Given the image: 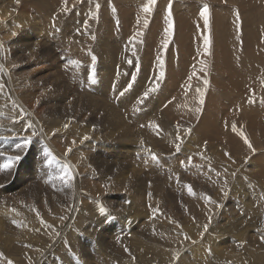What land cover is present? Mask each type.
Here are the masks:
<instances>
[{"label": "rangeland", "instance_id": "1", "mask_svg": "<svg viewBox=\"0 0 264 264\" xmlns=\"http://www.w3.org/2000/svg\"><path fill=\"white\" fill-rule=\"evenodd\" d=\"M30 1L24 0V4L22 0H18V2L17 0H0V12L3 13L5 9L11 8L14 13V15L11 13L12 17H18V20H22L21 24L23 23L17 30L18 32L13 31L12 27L6 31L0 24V45L2 44L0 47V88H4L2 93L8 97L7 106L0 107V165L6 163L9 156L19 157V160L14 161L10 169L0 170V186L3 185L0 188V193L2 192L0 200L10 197L12 200L17 199L22 207H31L40 214L43 206H46L47 209L50 206L48 210L53 213L51 211L53 204L49 202L48 198H52L55 203L58 197H62L60 202L67 204V208L70 207L68 208L69 214L64 216L65 220L55 219L54 221L56 224L58 223V226H65V234L67 231V234L69 231L71 233L72 227L75 230L73 232L78 234L75 241L72 242L69 239V234L65 236L63 233L58 244L66 249L63 256L67 258V264H105L113 251L116 255L118 253L121 255L119 257L122 262L119 264H130V262L133 264H159V257L164 258L165 255V258L168 256L171 258L173 255L174 259V256L178 258L179 254L181 256L179 255L177 260L171 259L172 264H181V261L187 264H264V239L261 238L264 237V22L259 17L261 21H257V25L253 22L251 27L245 24L246 12L252 6H256L258 9L262 5L261 10L264 11V0H250V7L248 5L241 6L240 0H226L223 3H213L212 0H171V4L177 6L174 14L180 22L176 24L177 27L172 29V34L169 37L165 29L169 24L167 9L170 0L160 1V4L167 7V9L161 10L164 16L156 23L149 22L147 29L136 25V17L141 14L144 7L140 3L121 5L119 9L123 17L116 13L118 9L115 11L112 0H77L78 2L75 0L76 4L73 0H67V3L73 2V6L70 9L67 8V11L63 10L65 8L64 0ZM143 1L147 4V0ZM20 2L21 5L23 4L22 6H19ZM96 3H101V7L104 6V11L102 10L104 13L98 10L99 16H97L101 17L105 14V16L103 15L105 17L103 26L97 32L95 24L99 22L98 19L92 21L90 25L85 24V20L90 17L91 10L94 9L92 7ZM156 5L159 3L157 2ZM204 5H208V8L213 7L212 10H214L219 23L217 34L222 45L217 44L213 59V48L208 54L207 68L205 67L206 71L204 72L206 74L203 75L204 80H201V77L197 76V69L201 57L205 53V35L200 34L196 28H203L200 23ZM101 7L100 9H102ZM15 10L18 16L15 15ZM2 19L6 20L7 18ZM8 21L10 25L15 22L18 24L14 19ZM139 28L143 31L141 32ZM138 31L143 36H138L134 42L131 41L130 38ZM211 32L212 28L210 34ZM221 32L228 39L227 48L223 43ZM12 33H18L21 36ZM33 33L36 35L34 36ZM85 35L86 37H84ZM260 36L261 38H259ZM95 38L96 41L98 40L97 42L94 40ZM165 39L169 43L167 48L161 51V45ZM183 39H186L190 45L183 47V44L180 43V40ZM245 40L252 41V43L247 42V45ZM119 41H121L120 44ZM130 44L134 46L131 50L129 49ZM8 48L14 50L9 51ZM26 48L28 50H25ZM133 48H135L136 55L132 54ZM128 49L129 51H127ZM193 50L196 53L192 54ZM226 50L228 54L229 51H232V65L238 68L237 64H241L248 69V72L240 73L239 76L234 77V84H226L225 89L224 85L222 90L212 86L209 89V83L205 85L204 81L211 74L216 73L212 69L213 66L223 64ZM173 52L177 61L181 58H184V61L179 67H176L169 58L170 70L165 71V69L168 70L166 62L164 61V65L160 67L157 57L162 56L165 60V57H169ZM103 53L114 55L116 62L113 61V56L107 57ZM244 53L252 55L251 60L247 63H244L242 58ZM129 60L133 62L129 63ZM188 60L189 69L184 73ZM8 61L9 63H7ZM71 61L77 63H71ZM161 71L165 75L156 81L155 78ZM111 73H114V77H111ZM95 79L99 80L96 82L97 84L93 81ZM157 82L159 87L149 94L143 104H140L139 100L142 98L143 92L149 87H153ZM130 83L132 87L128 88ZM188 87H195L203 93L208 92V94L224 92L221 97L211 95L207 99H220L217 105V108L219 106L220 109L217 126L215 124L205 130L198 123L196 124V118L193 116L166 112L167 107L180 98L179 94ZM126 89L127 91H125ZM29 93L31 94L29 95ZM121 93L124 94L121 95ZM175 93H178L177 97H175ZM188 96L190 93L184 99H189ZM239 96L243 97L249 105H242L239 102H242L238 98ZM13 99L15 102L12 101ZM235 99L236 101L240 99L237 101L239 103L230 110L229 101L233 102ZM251 99H254L255 102L250 103ZM37 101L38 103H36ZM39 101L42 103L40 104ZM26 102L28 104H25ZM27 105L29 108L26 107ZM189 109L193 108L187 110ZM109 110L111 112H108ZM52 112L57 115L67 114L64 116V122L57 124L54 120L52 121ZM35 114L40 117L44 116L43 124L36 122ZM143 114L144 116L141 118ZM164 115L177 122H164ZM220 115L221 123L219 122ZM15 117L19 121H22L23 118L26 121H22L21 126L18 125L19 127H11L12 130L2 125L10 123V120ZM101 121H103V125L99 123ZM229 123L236 125L235 131H238L241 142L244 137H247L255 151L251 150L247 155L241 153L240 150L228 149L227 146H230L231 142L228 145L223 144V141L220 142V139H224L223 136L235 138L238 136V134L234 135L233 128H230L232 126ZM44 124L51 130L61 127L66 131L67 137L73 134L69 130L75 125L80 134L79 140L77 139L76 142H83L85 136L89 137L87 144L91 148L86 144L87 147L89 146L88 151L96 149V152H91L92 156L87 155L91 154L90 152H85L88 162L83 154H78L80 165L83 163V167L80 166V172H73L68 161L44 141ZM65 124H68L67 128L64 127ZM156 125L159 127L157 128ZM261 128L262 130H260ZM225 129H229L228 132ZM212 130L214 131L212 132ZM25 134L32 138L28 140L27 144L24 143L25 140L21 139ZM125 134L128 136L126 137ZM110 136L112 137L110 138ZM177 136L180 139H177ZM73 138L75 137L73 136ZM123 139L126 144L129 143L127 147L122 142ZM18 144L21 147L17 148ZM61 144L66 150L74 146L62 142ZM176 144H180L179 151L176 150ZM247 149L250 150L248 146ZM152 153L156 154V160L152 159ZM189 157L191 163H189ZM84 161H86V165H90H87L88 168ZM181 161L184 163L181 164ZM65 164L70 165V170L72 174L74 173V179L70 182L72 184H65L58 178ZM105 171L106 173H104ZM90 173L96 175L90 177ZM86 175L90 177V180ZM85 178L91 183L88 182L86 185ZM115 180L116 183H114ZM99 182L103 183L99 185ZM105 185H110V187H105ZM189 185L192 188L191 193L188 191ZM100 186L102 187L100 188ZM90 187H94L93 192L91 191L92 195L95 194V189H101L102 192L97 195L98 201L102 203L100 205L105 206L107 211L102 213V217L105 219L101 223L103 226L94 225L96 229L92 228L91 232L95 234L89 235L90 240H88L85 228H80L85 232L81 233L78 225L87 227L89 216L80 217L77 205L80 191ZM17 193L18 197H14L17 196ZM102 193H108L107 198L106 194L103 196ZM123 195L133 203H142L138 204V210L130 211L120 207L119 198H122ZM208 197H211V200ZM102 200H106V203ZM206 204H211V206L209 205L208 208ZM98 205L97 207L100 208L101 206ZM97 207L95 208L97 209ZM95 208L93 212L100 211L99 208L97 210ZM202 208H205L204 212L206 211L207 216L203 213ZM110 210L112 213L109 212ZM11 211L3 213V219L13 231H16V227H31L29 215L20 213L16 206ZM52 218L53 216L50 217V219ZM55 223L52 222V226L57 227ZM71 223L74 224L71 225ZM205 224L207 231L203 228ZM107 228H110L109 241L102 243L100 233L106 231ZM58 235L60 236L59 231L55 237H59ZM180 239L192 241H190L191 243H185V241L183 245L178 242ZM171 243H174L175 246L170 245ZM135 245L138 247L140 245L141 248L144 246V250L151 247L150 250H154L156 255L158 253L156 259L152 260L151 257L149 259L147 256L150 254H143L144 257H140L134 248ZM111 247L117 248L111 251ZM124 254H128V257H123ZM90 256L91 258H89ZM127 258L129 262L126 260Z\"/></svg>", "mask_w": 264, "mask_h": 264}, {"label": "bare ground", "instance_id": "2", "mask_svg": "<svg viewBox=\"0 0 264 264\" xmlns=\"http://www.w3.org/2000/svg\"><path fill=\"white\" fill-rule=\"evenodd\" d=\"M23 2L22 3H24V0H22ZM26 1V0H25ZM34 1H36V0H34ZM77 1V0H76ZM103 1H109V0H103ZM112 1H114L113 3L115 4V2H116V4L114 5L113 4V6H114V8H115V11H116V9H118L117 11H116V13H118V15H120V16H123L122 15V13H121V11H120V9H119V7L122 5V6H124V5H129V4H132V3H140V5H145V3H144V1L143 0H112ZM160 1L161 0H157V2L159 3V5H155V6H153V10H152V12H150V13H145L143 10H142V12H141V14L139 15V16H137L136 17V25H137V27H145V25H144V20L145 19H147L148 20V22H151L152 24L153 23H156L158 20H161L162 18H163V16H164V14L161 12V10L163 9V8H166L167 9V7L166 6H164V5H162V4H160ZM205 1V0H204ZM212 1H214L213 3H223L224 1H226V0H212ZM236 1H238V0H236ZM30 2H32V0L30 1ZM73 2L75 3V0H73ZM73 2L71 1L70 3H67V8L68 9H70L71 8V6H73ZM78 2V1H77ZM102 2V1H101ZM147 2H148V0H147ZM208 2V1H207ZM250 0H240V5L241 6H243V5H248L249 7H250ZM163 3H165V2H163ZM25 4V3H24ZM76 4V3H75ZM101 4V3H100ZM23 5V4H22ZM21 5V2H20V4H19V6H22ZM95 5V4H94ZM93 5V6H94ZM209 5V4H208ZM211 5V4H210ZM25 6V5H24ZM116 6V7H115ZM245 6V7H246ZM262 6V5H261ZM259 7L258 9H256L257 7L256 6H252L249 10H248V12H246V16H247V18H246V21H245V24L246 25H248L249 27H251V26H253V23H255L256 24V22L257 21H261L260 19H262V21L264 22V11L262 12V7ZM100 7H101V5H100ZM211 7V6H210ZM209 7V16H208V23H207V25H205V21H204V17L202 16V18H201V23H200V25H201V27L203 26V28L201 29L200 27H197L196 28V30L201 34H203V35H205V36H207V37H209V40H210V44H209V51H208V53H204V55L201 57V60H200V63H199V65H198V69H197V76H200L201 78V80H204V77H203V75H205L206 73H204L205 71H206V68H207V61H208V54H210L211 53V51H212V48H213V53H212V59H213V57H214V55H215V52H216V49H217V44L220 46V45H222V42H221V40H220V37L218 36V28H217V25L219 24L218 23V19H216V14H215V12H214V10H212V8L213 7H211L210 8ZM18 8H22V7H18ZM92 8H94L93 10H91L92 12H91V15H89L90 17L88 18V20H85V21H87V25H90L91 23H92V21H95V20H99V22H97V24H95V27H97L96 29L94 28V30H96V32L103 26V21H104V18L105 17H103V15L105 16V14H103L104 12V6L102 5V9H99L100 11H102L103 13V15L101 16V17H98L99 15H98V11H97V9L95 8V6L94 7H92ZM175 9H177V6H174V5H172V24H173V28L174 27H177L176 26V24H179V19L176 17V15L174 14V10ZM244 9V8H243ZM18 10V9H17ZM16 11V10H15ZM244 11V10H243ZM93 12H98L97 13V15L95 16V17H93V15H92V13ZM11 13L14 15V13L12 12V10H11V8H9V9H5V11L3 12V13H1L0 12V24L1 25H3L4 27H3V29L5 30L6 29V31H8L7 29H10L11 27L14 29H12L13 31H17L18 29H20V26L23 24H21V21L22 20H18V17H12V15H11ZM63 13H64V11H63ZM16 16H18L17 15V11H16V14H15ZM22 15V14H21ZM31 15V14H30ZM26 16V15H25ZM252 16H254V17H252ZM4 17H6L7 19L5 20V19H2V18H4ZM21 17H23V16H21ZM28 17V16H27ZM32 17V16H31ZM124 17V16H123ZM259 17H260V19H259ZM24 18H26V17H24ZM23 18V19H24ZM33 18V17H32ZM159 18V19H158ZM9 19H14L15 21H17L18 22V24L15 22V23H13V25H15V26H13V25H10L9 24ZM28 19V18H27ZM35 19H36V17H35ZM33 20V19H32ZM253 22V23H252ZM32 23V22H31ZM28 24V23H27ZM36 24V23H35ZM39 24H40V22H39ZM149 24V23H148ZM0 25V26H1ZM25 25V24H24ZM85 25V24H84ZM257 25V24H256ZM39 26V25H38ZM93 26H94V24H93ZM148 26V25H147ZM36 28H38V27H36ZM92 28V27H91ZM211 28H212V32H211V34H210V30H211ZM22 29V28H21ZM83 29H84V26H83ZM140 30H141V28H139ZM146 29H147V27H146ZM146 29L144 30L145 32H146ZM210 29V30H209ZM4 30H1V31H4ZM23 30V29H22ZM92 30H93V28H92ZM23 31H25V30H23ZM81 31V30H80ZM143 30H141V32H142ZM202 31V32H201ZM205 31V32H204ZM18 32V31H17ZM20 32V31H19ZM22 32V31H21ZM35 32V31H34ZM140 32V31H139ZM2 33H5V32H2ZM9 34H10V32H8ZM8 33H6V34H8ZM28 33V32H27ZM32 33V32H31ZM80 33V32H79ZM78 33V34H79ZM95 33V32H94ZM144 33V32H143ZM13 34V33H12ZM20 34H22V33H20ZM34 34V36L36 35L35 33H33ZM145 34V33H144ZM16 35H18V36H21V35H19L18 33L16 34ZM24 35V34H23ZM37 35H38V33H37ZM88 35H90V34H88ZM92 35H94L93 33H92ZM92 35H90V36H92ZM135 35V34H134ZM133 35V36H134ZM220 35L222 36V38H223V43H224V45L226 46V48L228 47V39H227V37H226V35L223 33V32H221L220 33ZM18 36H17V38H18ZM30 36H31V34H30ZM76 36V35H75ZM78 36H80V35H78ZM141 36H143V35H141ZM252 36H253V38H254V33L252 34ZM263 36V35H262ZM7 37V36H6ZM16 37V36H15ZM84 37H86V35L84 36ZM95 37L97 38V36L95 35ZM166 37H167V35H166ZM168 37H169V35H168ZM167 37V38H168ZM92 38V37H91ZM96 38L94 39L95 41H96ZM141 38V37H140ZM212 38V39H211ZM259 38H261V36L259 37ZM36 39H39L38 37H36ZM138 39V38H137ZM136 39V40H137ZM248 39V38H247ZM3 40V39H2ZM7 40V39H6ZM12 40V39H11ZM34 40V39H33ZM78 40V39H77ZM249 40V39H248ZM248 40H245V43L248 45V43L249 44H251L252 43V41L251 42H249ZM89 41V40H88ZM98 41V40H97ZM96 41V42H97ZM1 42V41H0ZM5 42H7V41H5ZM23 42V41H22ZM35 42V41H34ZM37 42H38V40H37ZM93 42V41H92ZM248 42V43H247ZM27 43V42H26ZM121 43V41H119V44ZM136 43V42H135ZM180 43H182L183 44V47H186V46H188V45H190L189 43H188V41L186 40V39H183V40H180ZM25 44V43H24ZM32 44V43H31ZM85 44V43H84ZM89 44V43H88ZM94 44H95V42H94ZM93 44V45H94ZM132 44H134V43H132ZM137 44V43H136ZM139 44H141V43H139ZM138 44V45H139ZM2 45V44H1ZM21 45V44H20ZM23 45V44H22ZM82 45V44H81ZM4 46V45H3ZM8 46V45H7ZM7 46H6V48H7ZM11 46H13V45H11ZM10 46V48H12ZM17 46V45H16ZM37 46V45H36ZM87 46V45H86ZM231 46V45H230ZM14 47V46H13ZM25 47V46H24ZM89 47V46H88ZM132 47H134L133 45L131 46V44H130V50H131V48ZM137 47V46H136ZM182 47V48H183ZM14 48H16V47H14ZM22 48H23V46H22ZM28 48V47H27ZM25 49V50H28V49ZM4 49V48H3ZM9 49V48H8ZM129 49L127 50V51H129ZM163 49H165L164 47H163V44L161 45V51H163ZM10 50H12V49H9V51ZM14 50V49H13ZM12 50V51H13ZM17 50V49H16ZM15 50V51H16ZM20 50V49H19ZM23 50V49H22ZM37 50H38V48H37ZM190 50H191V48H190ZM4 51V50H3ZM132 51H133V49H132ZM39 52V51H38ZM194 50H193V52L191 51V53L192 54H194ZM1 53V52H0ZM9 53V52H8ZM28 53V52H27ZM40 53V52H39ZM130 53H131V51H130ZM196 53V52H195ZM6 54V53H5ZM36 54V53H35ZM42 54V53H41ZM133 54V53H132ZM159 54L160 55H162V56H164L161 52H159ZM2 55V54H1ZM6 55H8V54H6ZM36 55H38V53L36 54ZM103 55L104 56H107V57H109V56H113V58H114V62H116V59H115V56L114 55H111V54H108V53H103ZM135 55H136V51H135ZM231 55H232V51H229V54L227 53V50H226V58H225V60H224V62H223V64L221 65V66H213L212 67V69L216 72L215 74H211V76L209 77V78H207V81L209 82V85H208V88L210 89V87L212 86V87H214V88H217V89H219V90H222L223 89V85H224V89H225V86H226V84H228L229 83V85H233L234 84V77H237V76H239L240 75V73H245V72H248V69L245 67V66H242L241 64H237V67L238 68H236V67H234L233 65H232V63H233V59L231 58ZM35 56V55H34ZM128 56V55H127ZM162 56H160V57H162ZM175 55H174V52L173 53H171L170 55H169V57H165V62H166V66L168 67V70H166L165 69V71H169L170 70V60H171V62H172V64L174 65V66H176V67H179L182 63H183V61H184V58H181V60H179V61H177L176 59H175V57H174ZM1 57H3V56H1ZM7 57V56H6ZM21 57H22V55H21ZM20 57V58H21ZM26 57V56H25ZM27 57H29V56H27ZM43 57V56H42ZM129 57V56H128ZM30 58V57H29ZM103 58V57H102ZM117 58V57H116ZM130 58H131V56H130ZM129 58V59H130ZM169 58H170V60H169ZM242 58H243V60H244V63H247L249 60H251V58H252V55L250 54V53H244V54H242ZM5 59V58H4ZM37 59V58H36ZM128 59V58H127ZM34 60V59H33ZM32 60V61H33ZM13 61V60H12ZM17 61H20V60H17ZM23 61V60H22ZM38 61V60H37ZM123 61V63H124V60H122ZM201 61H203L204 63H201ZM213 61V60H212ZM11 62V61H10ZM34 62V61H33ZM1 63V62H0ZM7 63H9V61L7 62ZM164 65V64H163ZM2 66V65H1ZM159 66L160 67H162L160 64H159ZM189 60H188V62H187V65H186V68H185V71H184V73H186L187 71H188V69H189ZM2 67H4V66H2ZM206 67V68H205ZM5 68V67H4ZM1 69V68H0ZM3 69V68H2ZM205 69V70H204ZM42 70V69H41ZM204 70V71H203ZM7 71V70H6ZM38 71V70H37ZM43 71V70H42ZM203 71V73H202V75H201V72ZM39 72V71H38ZM2 73H4V72H2ZM5 73H7V72H5ZM9 73V72H8ZM15 73V72H14ZM4 76V75H3ZM11 77V76H10ZM111 77H114V73H111ZM5 78H6V76H5ZM55 80V79H54ZM101 80V79H100ZM94 81V83H96V82H99V80H97V79H95V80H93ZM13 82V81H12ZM20 83V82H19ZM225 83V84H224ZM16 84V83H15ZM25 84V83H24ZM23 84V85H24ZM97 84V83H96ZM8 85V84H7ZM6 85V86H7ZM13 85V84H12ZM19 85H21V83L19 84ZM18 85V86H19ZM3 86V85H2ZM16 86V85H15ZM14 86V87H15ZM113 86V85H112ZM115 86V85H114ZM9 87H10V85H9ZM13 87V88H14ZM15 88H17V87H15ZM4 88H0V107H4V106H7V101H8V97L6 96V95H3V93H2V90H3ZM110 89V88H109ZM11 90H12V88H11ZM10 90V91H11ZM14 90V89H13ZM17 90L18 91H20L18 88H17ZM23 91H25V90H23ZM84 91H85V89H84ZM180 91V90H179ZM87 92V91H86ZM6 93H8V92H6ZM12 93V92H11ZM14 93H16V92H14ZM19 93V92H18ZM78 93V92H77ZM188 93H190V96H188L189 97V99H184L186 96H187V94ZM201 93H203L202 91H199V92H197V89L195 88V87H188L187 89H185L184 91H182L180 94H179V96L178 97H180V98H178L176 101H174L173 103H171L168 107H167V109H166V112H168V113H170V114H185V115H187L188 117H190V116H193V117H195L196 119V124L198 123V125L201 127V128H203V129H208L209 127H211V126H214L215 124H216V126H217V124H218V117H219V114H220V109H219V106H218V108H217V105H218V102L220 101V99H211V100H207L211 95H215V96H218V97H221V96H223L224 95V92H222L221 93V91H219V92H217V93H215V92H211L210 94H208V92H206V93H203V96H201ZM17 94V93H16ZM25 94V93H24ZM27 94V93H26ZM25 94V95H26ZM31 93H29V95H30ZM74 94V93H73ZM80 94V93H79ZM178 94V93H177ZM176 93H175V97H177L176 95H177ZM20 95V94H19ZM29 95H27V96H29ZM77 95V94H76ZM81 95V94H80ZM79 95V96H80ZM9 96V95H8ZM14 96V95H13ZM24 96V95H23ZM73 96V95H72ZM78 96V95H77ZM82 96H84V95H82ZM88 96V95H87ZM87 96H85V97H87ZM21 97V96H20ZM74 97H76V96H74ZM14 98V97H13ZM28 98V97H27ZM26 98V99H27ZM39 98V97H38ZM40 98H42V97H40ZM238 98H240L241 100H242V102L241 101H239V100H237V101H239L242 105H245V106H247V105H249V103L243 98V97H238ZM29 99V98H28ZM201 99L203 100V103H201L200 101H201ZM70 100V99H69ZM84 100V99H83ZM87 100H89V101H91L89 98H87ZM10 101V100H9ZM12 101H14L15 102V100L13 99ZM88 101V102H89ZM236 101V99L232 102L231 100L229 101V104H230V110H232L236 105H237V103H239V102H237ZM30 102V101H29ZM40 102V101H39ZM67 102V101H66ZM65 102V103H66ZM79 102H81L80 100H79ZM12 103V102H11ZM22 103V102H21ZM37 103V102H36ZM42 102H40V104H41ZM9 104V103H8ZM13 104V103H12ZM17 104V103H16ZM15 104V105H16ZM23 104V103H22ZM25 104H28L27 102L25 103ZM81 104V103H80ZM83 104V103H82ZM95 104H96V102H95ZM232 104V105H231ZM14 105V106H15ZM30 105V104H29ZM89 105H91V104H89ZM104 105V104H103ZM12 106V105H11ZM14 106H12V107H14ZM99 106V105H98ZM101 106V105H100ZM26 107H28V105L26 106ZM38 107H39V105H38ZM37 107V108H38ZM42 108H43V106H41ZM92 107V106H91ZM94 107V106H93ZM96 107V106H95ZM104 107H107V106H104ZM103 107V108H104ZM16 108V107H15ZM14 108V109H15ZM18 108V107H17ZM29 108V107H28ZM31 108H34V107H32L31 106ZM36 108V107H35ZM88 108V107H87ZM102 108V109H103ZM188 108H193L192 110L191 109H189V110H187ZM13 109V110H14ZM19 109V108H18ZM22 109V108H21ZM20 109V110H21ZM39 109H40V107H39ZM43 109H45V108H43ZM82 109H83V107H82ZM89 109V108H88ZM91 109V108H90ZM97 109H99V108H97ZM105 109V108H104ZM103 109V110H104ZM183 109V110H182ZM184 109H186V110H184ZM31 110V109H30ZM49 110V109H48ZM77 110H78V108H77ZM96 110V109H95ZM22 111V110H21ZM41 111V110H40ZM93 111V110H92ZM43 112H46V111H43ZM108 112H111L110 110L108 111ZM107 113V112H106ZM65 114V113H64ZM62 114V115H57V113H51V118H52V121L54 120L57 124L58 123H61L63 120H64V116H67V114ZM93 114H95L94 112H93ZM112 114V113H111ZM31 115H33V114H31ZM46 115V114H45ZM84 116H85V114H83ZM87 115V114H86ZM114 115V114H113ZM35 116V120H36V122L37 123H42L43 124V117H40V116H38V115H34ZM50 116V115H49ZM93 116V115H92ZM116 116V115H115ZM115 116L113 117L114 119H115ZM143 116H144V114L141 116V118H143ZM46 117V116H45ZM111 117V116H110ZM13 118V117H12ZM29 119H30V117H28ZM43 118V119H42ZM97 118V117H96ZM93 119H94V117H93ZM100 119H102V118H100ZM108 120H109V118H107ZM106 119V120H107ZM144 119H148V118H144ZM237 119V118H236ZM104 120V119H103ZM119 120V119H118ZM231 120V119H230ZM235 120V119H234ZM22 121H26L24 118L22 119ZM22 121L20 120L19 121V119H17L16 117L14 118V119H11L10 120V123H7V124H2V125H5L6 127H8L10 130H12L11 129V127H13L14 126V128L15 127H19V126H21V124H22ZM32 121V120H31ZM51 121V122H52ZM163 121L164 122H168V123H175V122H177L176 120H171L168 116H166V115H164L163 116ZM192 122H193V120H191ZM48 122V121H47ZM64 122V121H63ZM106 122V121H105ZM110 122V121H109ZM121 122V121H120ZM195 122V121H194ZM219 122L221 123V115H220V120H219ZM254 122V121H253ZM21 123V124H20ZM65 123H66V121H65ZM99 123H101V125H103L102 123H103V121H101V122H99ZM256 123V122H255ZM72 124H73V122H72ZM80 124V123H79ZM113 124V123H112ZM111 124V125H112ZM121 124V123H120ZM177 124V123H176ZM230 125H231V123H229ZM233 124V123H232ZM259 124H260V122H259ZM19 125V126H18ZM46 124H44V130H43V138H44V141L47 143V144H49L54 150H55V152H58L61 156H62V158H65L66 159V161H68V163L71 165V167L73 168V172H80V166H82V164L80 165V161H79V155L78 154H83V156H85L86 154H85V152L86 153H88V152H90V151H88L89 150V144H87V142H88V140L87 141H79V142H76V140L78 139L79 140V131L75 128V125H74V127L73 128H71L69 131H70V133H72L73 132V134L72 135H69L68 137H67V135H65V133H66V131H64L61 127L60 128H56V129H52L51 130V128L49 129V127L46 125ZM50 125V124H49ZM97 125V124H96ZM117 125V124H116ZM54 126V125H53ZM71 126H73V125H71ZM78 126V125H77ZM122 126V125H121ZM232 126V125H231ZM259 126V125H258ZM258 126H256V127H258ZM37 127V126H36ZM52 127V126H51ZM59 127V126H58ZM259 127H261V126H259ZM35 128V127H34ZM38 128H40V127H38ZM110 128V127H109ZM111 128H113V127H111ZM110 128V129H111ZM226 128H228V127H226ZM230 128H232V127H230ZM263 128V127H262ZM262 128L260 129V130H262ZM37 129V128H36ZM103 129H104V127H103ZM102 129V130H103ZM107 129V128H106ZM210 129V128H209ZM255 129V128H254ZM49 130H51V132H49ZM115 130V129H114ZM227 130V132H228V130L229 129H225V131ZM233 130V129H232ZM236 130V129H235ZM238 130V129H237ZM256 130V129H255ZM259 130V131H260ZM55 131V132H54ZM100 131V130H99ZM107 131H108V129H107ZM125 131V130H124ZM214 130H212V132H213ZM256 131H258V130H256ZM17 132V131H16ZM54 132V133H53ZM102 132V131H101ZM105 132V131H104ZM109 132V131H108ZM107 132V133H108ZM126 132H128V131H126ZM216 132V131H215ZM214 132V133H215ZM230 132V134H231V131H229ZM233 133H234V135L235 136H237V134H238V131H232ZM254 132V131H253ZM50 133H52V134H50ZM69 133V132H68ZM67 133V134H68ZM97 133V132H96ZM100 133V132H99ZM125 133V132H124ZM213 133V134H214ZM222 133H223V131H222ZM28 134V133H27ZM27 134H25V135H22V137H21V139L22 140H31L32 138H31V136L29 137ZM85 134V133H84ZM106 134V133H105ZM134 134V133H133ZM226 134V133H225ZM38 135H39V133H38ZM81 135H83L82 133H81ZM86 135V134H85ZM73 136L76 138H73ZM108 136H109V134H108ZM113 136H115V135H113ZM125 136H126V134H125ZM128 136V135H127ZM126 136V137H127ZM215 136V135H214ZM40 137V136H39ZM112 136H110V138H111ZM118 137V136H117ZM124 137V136H123ZM130 137V136H129ZM216 137V136H215ZM220 137V136H219ZM119 138V137H118ZM118 138H116V139H118ZM125 138V137H124ZM223 138L224 139H220V142L221 141H223V144H226V145H228V143L229 142H231V145L230 146H227V148L228 149H232V150H236V151H238V150H240V152L241 153H244V154H250V151H251V149L250 150H248L247 149V145L244 143V138L242 139V142H241V140H240V138H239V134H238V136L235 138V137H233V136H229V137H227V136H223ZM74 139H75V142L76 143H78L77 145H76V143L75 144H73V141H74ZM90 139H91V137H90ZM95 139V138H94ZM93 139V140H94ZM120 139V138H119ZM127 139H130V138H127ZM132 139H134V138H132ZM145 139V138H144ZM81 140V139H80ZM98 140H99V138H98ZM250 140H252V139H250ZM19 141V140H18ZM107 141H109L108 139H107ZM111 141V140H110ZM130 141H132V140H130ZM134 141V140H133ZM61 142L62 143H68V144H72V145H74L73 147H71L72 148V151L70 152V153H67L66 154V149L62 146V144H61ZM122 142H124L125 143V140L123 139L122 140ZM128 142V141H127ZM86 144L87 145H89L88 147L86 146ZM126 144V143H125ZM127 144H129V143H127ZM127 144H126V146L125 147H127ZM212 147V146H211ZM90 148H91V146H90ZM92 149H94L93 147H92ZM80 151V150H82L80 153L78 152V151ZM96 150V149H95ZM91 151L92 153L93 152H96V151ZM206 150H207V148H206ZM20 152V151H19ZM90 152V153H91ZM92 153L91 154H87V155H91L92 156ZM104 156V155H103ZM82 157V156H81ZM94 157V156H93ZM127 157V156H126ZM85 158H86V156H85ZM88 158V157H87ZM86 158V159H87ZM123 158H125V157H123ZM81 159V158H80ZM83 159V158H82ZM85 159V160H86ZM94 159V158H93ZM98 159V158H97ZM96 159V160H97ZM107 161V160H106ZM83 162V161H82ZM85 162V165H86V161H84ZM87 162H88V159H87ZM90 163H92V162H90ZM123 163V162H122ZM117 164V163H116ZM128 164H129V162H128ZM88 165V164H87ZM86 165V166H87ZM94 165V164H93ZM123 165V164H122ZM88 166H90V165H88ZM88 166H87V168H88ZM98 166H99V164H98ZM83 167V166H82ZM81 167V168H82ZM97 167V166H96ZM90 168V167H89ZM142 168V167H141ZM85 169V168H84ZM84 169H82V170H84ZM91 169V168H90ZM88 170V169H87ZM98 170V169H97ZM128 171V170H127ZM138 171V170H137ZM83 173V172H82ZM86 173V172H85ZM94 173V172H93ZM99 173V172H98ZM104 173H106V171L104 172ZM123 173V172H122ZM137 173V172H136ZM141 173H143V172H141ZM74 174V173H73ZM80 174V173H79ZM89 174V173H88ZM84 175V174H83ZM91 175V176H90ZM90 177H92V176H95V175H92V173H90ZM102 175V174H101ZM104 175V174H103ZM119 175V174H118ZM126 175V174H125ZM87 176V175H86ZM80 177V176H79ZM88 177V176H87ZM90 177H88V179L90 178ZM99 177V176H98ZM136 177V176H135ZM139 177V176H138ZM137 177V178H138ZM1 178V177H0ZM81 178V177H80ZM95 178V177H94ZM116 178V177H115ZM119 178H123V177H119ZM125 178H127V177H125ZM124 178V179H125ZM86 179V185H88V182L89 183H91V181H89L87 178H85ZM93 179V178H92ZM100 179H102V178H100ZM105 179H107V178H105ZM134 179V178H133ZM80 180H82V178L80 179ZM84 180V179H83ZM96 180V179H95ZM99 180V179H98ZM104 180V179H103ZM118 180H120V179H118ZM140 180H142V179H140ZM79 181V180H78ZM81 182V181H80ZM93 182V181H92ZM104 182H106V180H104ZM117 181L115 180V182L114 183H116ZM123 182V181H122ZM101 183H103V182H101ZM100 182L98 183L99 185L101 184ZM125 183V182H124ZM263 183V182H262ZM3 184V183H2ZM70 184H72V183H70ZM85 184V183H84ZM110 184V183H109ZM1 185V184H0ZM5 185H6V183H5ZM74 185V184H73ZM94 185H97V184H94ZM113 185V184H112ZM37 186V185H36ZM70 186V185H69ZM72 186V185H71ZM90 186V185H89ZM88 186V187H89ZM92 186H93V183H92ZM98 186V185H97ZM107 186H109L110 187V185H107ZM106 185H105V187H107ZM116 186V185H115ZM137 186V185H136ZM153 186V185H152ZM2 187H3V185H2ZM1 186H0V188H2ZM87 187V186H86ZM85 187V188H86ZM94 187H96V186H94ZM94 187H90V188H87V189H84V190H82V191H80V193H79V195H78V198H80L79 199V202H78V205H77V208H78V215L81 217V216H84V215H87V216H89L88 218H89V220H88V223H87V227H84V226H81V225H78V227H79V230H80V228H85L84 229V231L86 232V234H88L86 237H87V239L88 240H90V236L89 235H92V234H95V233H92L91 232V229L92 228H94V229H96L95 228V226L94 225H97V226H103V224H101V223H103L104 221H105V219L102 217V212H100V211H96V212H93V209L95 208V207H97V205L98 206H102V205H100V203H99V201H98V194L99 193H101L102 191H101V187L102 186H100V188L99 189H95V194L94 195H92V192H93V188ZM113 187V186H112ZM39 188H40V186H39ZM70 188V187H69ZM79 189V188H78ZM103 189V188H102ZM130 189V188H129ZM132 189V188H131ZM137 189V188H136ZM140 189H142V188H140ZM39 190V189H38ZM69 190H71V189H69ZM73 190V189H72ZM77 190V189H76ZM133 190H134V188H133ZM40 191H41V188H40ZM92 191V192H91ZM22 192V191H21ZM21 192H19V193H21ZM139 192V191H138ZM2 193V192H1ZM0 193V194H1ZM4 193V192H3ZM23 193V192H22ZM21 193V194H22ZM68 193V192H67ZM72 193V192H71ZM70 193V194H71ZM112 193H114V192H112ZM111 193V194H112ZM44 194V193H43ZM104 193H102V195H103ZM106 194V193H105ZM104 194V195H105ZM108 194V193H107ZM107 194H106V198H107ZM41 195V194H40ZM62 195V194H61ZM75 195V194H74ZM77 195V194H76ZM75 195V196H76ZM92 195V196H91ZM103 195V196H104ZM223 195V194H222ZM44 196V195H43ZM14 197H18V193H17V196H14ZM64 197V196H63ZM66 197V196H65ZM101 197V196H100ZM109 197V196H108ZM9 198V197H8ZM11 198V197H10ZM9 198V199H10ZM43 198V197H42ZM61 198L62 197H58V199L56 200V202L54 203V200L52 199V198H48V200H49V202H51L52 204H53V207H52V210L51 211H53V213L52 212H50L48 209H49V207H48V209L46 208V206H43V210L40 212V214H37V211H35V210H33L31 207H22V204H19V202L17 201V199H13L12 200V198L9 200V199H6V198H4V199H2V200H0V253H2L3 255H0V264H7V262L9 261V260H11L12 262H13V264H50V263H55V264H59V263H63V264H67V262H66V260H67V258L65 257V256H63L64 254H65V248L64 247H60V246H58V244L60 243V240L62 239V237H63V233L65 234V232H64V230H65V226H63V225H59L58 226V223L56 224L55 222L56 221H54L55 219H60L61 220V217H63L64 218V216L65 215H67V214H69V210H68V208H70V207H68L67 208V204H62L60 201H62L61 200ZM72 198V197H71ZM102 198H104V197H102ZM219 198V197H218ZM63 199V198H62ZM66 199V198H65ZM105 199V198H104ZM31 200V199H30ZM40 200H42V199H40ZM67 200V199H66ZM66 200H64V201H66ZM106 201V200H105ZM105 201H103L102 200V202H105ZM114 201H116V200H114ZM29 202V201H28ZM42 202V201H41ZM74 202V201H73ZM106 203V202H105ZM109 203V202H108ZM102 204V203H101ZM118 204H120V207H123V208H126L127 210L129 209L130 211L132 210V209H137V207H138V204H142V203H138L137 204V202L136 203H133L127 196H125V195H123L122 196V198H119V203ZM144 204V203H143ZM73 205V204H72ZM207 205V207L210 205L211 206V204H206ZM14 206H16L17 207V209L19 210V212L20 213H25V214H27V215H29V221H30V224H31V227L30 228H28L27 226H24V227H16V231H13V229L4 221V219H3V213H10V212H12L11 211V209H13V207ZM69 206V205H68ZM111 206V205H110ZM205 206V205H204ZM103 207H105V206H103ZM140 207V206H139ZM39 208V207H38ZM99 207H97V209H98ZM115 208H116V206L114 207V210H115ZM119 208V207H118ZM122 208V209H123ZM209 208V207H208ZM213 208V207H212ZM96 209V208H95ZM96 209V210H97ZM100 209V208H99ZM98 209V210H99ZM203 209V213H205L204 212V209L205 208H202ZM201 209V210H202ZM24 210V211H23ZM109 210V209H108ZM113 210V209H112ZM117 210V209H116ZM138 210V209H137ZM212 210V209H211ZM71 211V210H70ZM74 211V210H73ZM106 211H107V209H106ZM122 211V210H121ZM207 211H209V210H207ZM109 212H111V210L109 211ZM114 212V211H113ZM212 212V211H211ZM74 213V212H73ZM112 213V212H111ZM113 214H115V213H113ZM208 214H209V212H208ZM203 215V214H202ZM205 215H206V213H205ZM51 216H53V218L52 219H50V217ZM72 216V215H71ZM77 216V215H76ZM207 216V215H206ZM66 217H68V216H66ZM65 217V218H66ZM79 217V218H80ZM175 217V216H174ZM173 217V218H174ZM75 218H78V217H75ZM74 218V219H75ZM83 218H85V217H83ZM172 219V218H171ZM207 219V218H206ZM65 220V219H64ZM64 220H62V221H64ZM78 220V219H77ZM87 220V219H86ZM83 221V220H82ZM173 221V220H172ZM171 221V223H173ZM208 221V220H207ZM52 222H54L55 224H56V226L57 227H54V226H52ZM65 222V221H64ZM79 222H80V220H79ZM79 222H78V224H79ZM83 222H85V220L83 221ZM82 222V223H83ZM206 222V220L204 221V223ZM67 223V222H66ZM81 223V222H80ZM207 223H209V222H207ZM206 223V224H207ZM60 224V223H59ZM74 223H71V225H73ZM85 224V223H84ZM205 224V225H206ZM68 225V224H67ZM75 227V226H74ZM69 228V227H68ZM73 228V227H72ZM72 228H71V233H70V231H69V239L72 241V242H74L75 241V239H76V237H77V235H76V233L75 232H73V231H75L74 230V228H73V230H72ZM191 228V227H190ZM193 228V227H192ZM203 228H204V226H203ZM58 229V230H57ZM75 229H77V228H75ZM196 229V228H195ZM70 230V229H69ZM57 231H59L60 232V236L59 237H55L56 236V234H57ZM84 231H82V230H80V232L81 233H85ZM193 231H194V228H193ZM68 232V231H67ZM67 232H66V234H67ZM191 232V231H190ZM80 233V234H81ZM192 233V232H191ZM59 234V233H58ZM66 234H65V236H66ZM67 234V235H68ZM109 234H110V228H107L106 229V231H102L101 233H100V238H101V240H102V243H105V242H107V241H109ZM193 235V234H192ZM191 236V235H190ZM193 236H195V235H193ZM54 238H56V239H54ZM66 238V237H65ZM192 238H196V237H192ZM69 240V241H70ZM184 241H182L181 239L178 241L179 243H181V244H183V242H185V243H191L190 241H192V240H190V241H187V240H185V239H183ZM66 241V240H65ZM77 241H78V239H77ZM123 241V240H122ZM64 242V241H63ZM126 242V241H125ZM129 242V241H128ZM193 242H194V240H193ZM192 242V243H193ZM66 243H68V242H66ZM132 243V242H131ZM76 244V243H75ZM121 244V243H120ZM138 244V243H137ZM178 244V243H177ZM180 244V245H181ZM65 245V244H64ZM122 245V244H121ZM126 245V244H125ZM140 245H141V243H140ZM140 245H139V247H140ZM170 245H173V246H175V244L174 243H171ZM184 245V244H183ZM69 246V245H68ZM124 246V245H123ZM143 246V245H142ZM113 247V246H112ZM111 247V248H112ZM138 247V245L136 246H134V248L136 249V252H138L137 254L140 256V257H144L143 256V254H146V255H148V254H150V256H147L149 259H150V257L152 258V260L154 259H156V257H157V255H158V253H157V255L155 254V252H154V250H150L151 249V247H150V249H146V250H144L145 248H144V246L141 248H139ZM184 247V246H183ZM110 248V247H109ZM108 248V249H109ZM117 248V247H116ZM115 248V249H116ZM131 248V247H130ZM147 248V247H146ZM175 248V247H174ZM178 248V247H177ZM114 248H112V250L111 251H113V250H115ZM133 249V248H132ZM134 249V250H135ZM181 249V248H180ZM179 249V250H180ZM183 249V248H182ZM89 250V249H88ZM120 249L118 248V251H119ZM173 250V249H172ZM178 250V249H177ZM44 251V252H43ZM87 251V250H86ZM110 251V252H111ZM156 251V250H155ZM174 251H176V250H174ZM180 251H182V250H180ZM114 253H115V251H113ZM111 253V256L108 258V260H107V262L105 263V264H119L120 262H122L120 259H121V257H119V256H121L118 252V255H116V253L114 254V253ZM120 252V251H119ZM130 253H132L131 251H129ZM157 252V251H156ZM171 252V251H170ZM169 252V253H170ZM173 252V251H172ZM171 252V253H172ZM177 252V251H176ZM92 253V252H91ZM123 253H124V251H123ZM175 253V252H174ZM178 253V252H177ZM176 253V254H177ZM94 255V254H93ZM180 256H181V254H179ZM179 255H178V258H179ZM124 256H127L128 257V254L127 255H123V257ZM166 256H168V255H166ZM233 256V255H232ZM231 256V257H232ZM122 257V258H123ZM162 257H163V255H162ZM169 257V256H168ZM165 258V255H164V258H158V261L160 262V263H169V264H172V261H171V259L172 260H174V259H176L177 258V256H176V258H175V256H174V259L172 258L173 257V255H172V257L171 258ZM225 257H227V256H225ZM7 258V259H6ZM89 258H91V256L89 257ZM177 258V259H178ZM182 258V257H181ZM176 259V260H177ZM226 259V258H225ZM120 260V261H119ZM128 262H129V260H128V258L126 259ZM126 260H124V261H126ZM148 260V259H147ZM180 260H182V259H180ZM124 261H123V263H124ZM126 261V262H127ZM150 261V260H149ZM158 261H156L157 263H159ZM179 261V260H178ZM93 262V261H92ZM147 263V262H146ZM148 263H150V262H148ZM159 263V264H160ZM224 263H226L225 261H224ZM129 264V263H128ZM130 264H133V263H131L130 262ZM181 264H187V263H185L184 261H181Z\"/></svg>", "mask_w": 264, "mask_h": 264}, {"label": "snow or ice", "instance_id": "3", "mask_svg": "<svg viewBox=\"0 0 264 264\" xmlns=\"http://www.w3.org/2000/svg\"><path fill=\"white\" fill-rule=\"evenodd\" d=\"M17 2H18V0H17ZM64 2H65V8H64L63 10H64V11H67V10H68V9H67V6H66V5H67V0H64ZM156 3H157V0H148L147 4H145L144 7H143V11H144L145 13H150V12H152V10H153V6H155ZM95 8H96L97 11H98V10L100 9V4H99V3H96ZM167 12H168L167 19H168V21H169V24H168V28L165 29V32H166L167 35L170 36V35L172 34V29H173V24H172V4H171V0H170V2H169V4H168ZM92 15H93V17H95V16L97 15V13H96V12H93ZM201 15L204 17L205 25H207V23H208V16H209V8H208V5H204V6H203V9H202V11H201ZM148 23H149L148 20L145 19V20H144V25H145V27H147ZM85 24L87 25V21H85ZM13 35H16V34L13 33ZM141 35H142V33L138 31L134 36H132V37L130 38V40L134 42V41L136 40V38H137L138 36H141ZM168 43H169V41H168L167 39H165V40L163 41V47H164V48H167ZM209 44H210L209 37L205 36V37H204V45H205V47H204V52H205V53H208V51H209ZM0 47H2V45H0ZM133 55H135V48H133ZM93 60H95V57H93ZM157 60H158V62L160 63V65L163 66V64H164V59H163L162 57L158 56V57H157ZM132 62H133L132 60H129V63H132ZM71 63H77V62H76V61H71ZM201 63H204V62L201 61ZM164 75H165V73H164L163 71H161V72L159 73V76L155 78L156 81H159L160 79H162V78L164 77ZM189 79H191V78H189ZM208 83H209V82H208L207 80L204 81V84H205V85H207ZM131 87H132V84L130 83V84L128 85V88H131ZM158 87H159V84H158V82H157V83L154 84L153 87H149L146 91H144L143 94H142V98L139 100V103H140V104H143V103H144V100L147 99V98L149 97V94H150L151 92H154V91L156 90V88H158ZM125 91H127V89H126ZM199 91H200V90L197 89V92H199ZM123 94H124V93H121V95H123ZM201 96H203V93H201ZM200 102L203 103V100L201 99ZM249 102H250V103H254L255 100H254V99H251ZM37 103H38V101H37ZM137 110H138V109H137ZM29 127H31V125H29ZM64 127L67 128V127H68V124H65ZM156 127L158 128L159 126L156 125ZM232 128H233V131H235V129H236V125L233 124V125H232ZM241 135H243V134L241 133ZM84 139L87 140V139H89V137H88V136H85ZM177 139H180V137L177 136ZM28 142H29V141H28L27 139L24 141L25 144H27ZM244 143L248 146L249 149H251L252 151H255V149L253 148L251 142L248 140L247 137H244ZM73 144H75V141H73ZM19 147H21V145L18 144V145H17V148H19ZM176 150H177V151L180 150V144H176ZM71 151H72V148H68V149L66 150V154H67V153H70ZM226 155H228V153H226ZM152 159H153V160H156V159H157V156H156L155 153H152ZM16 160H19V157H18V156H9L8 159H7V162L4 163L3 165H0V170H7V169H10V168L13 166V162L16 161ZM183 163H184V162L181 161V164H183ZM189 163H191V158H190V157H189ZM58 178H59L62 182H64L65 184L70 183V182L74 179L73 174H72V172H71V170H70V165L65 164L64 169H63V171L60 173V175H59ZM188 191H189L190 193L192 192V188H191L190 185L188 186ZM149 195H150V194H149ZM208 199L211 200V197H208ZM99 210H100V212L103 213V212L106 211V208H104L103 206H101ZM37 214H39V213H37ZM61 219H64V218L61 217ZM204 228H205V231H207V225H205ZM185 238H187V237H185ZM261 238L264 239V237H261ZM0 255H3V254L0 253ZM7 264H13V262H12L11 260H9V261L7 262Z\"/></svg>", "mask_w": 264, "mask_h": 264}]
</instances>
